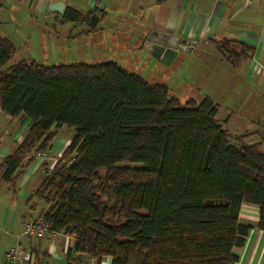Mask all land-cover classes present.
Segmentation results:
<instances>
[{
  "label": "trees",
  "instance_id": "obj_1",
  "mask_svg": "<svg viewBox=\"0 0 264 264\" xmlns=\"http://www.w3.org/2000/svg\"><path fill=\"white\" fill-rule=\"evenodd\" d=\"M95 15L66 8L62 19ZM235 43L239 51L232 46ZM235 61L253 47L214 41ZM16 47L0 36V66ZM210 97L182 103L114 61L41 64L20 60L0 72V109L29 120L0 162V184L14 196L38 153H50L57 129L74 130L25 202L50 232L74 238V251L111 264H234L250 225L242 203L258 207L264 231V146L234 136ZM45 164H43L44 166Z\"/></svg>",
  "mask_w": 264,
  "mask_h": 264
},
{
  "label": "crops",
  "instance_id": "obj_2",
  "mask_svg": "<svg viewBox=\"0 0 264 264\" xmlns=\"http://www.w3.org/2000/svg\"><path fill=\"white\" fill-rule=\"evenodd\" d=\"M58 1L64 3L61 14L49 10L54 9V2ZM44 2L0 0V14L8 11L22 16L25 23L30 21L28 16L53 18L59 22L66 39L74 35L70 32V25H76L79 30L77 38L82 39L79 47L91 55H97L102 48L104 50L99 57L114 61L134 73L137 71L125 63L126 57H137L140 53V58L151 63L154 69L164 71L167 78L179 79V92L184 91L188 80L196 83L195 97L188 99L198 102L208 96L216 102V92L219 91L229 106L226 109L230 112L223 119L228 125L231 113L238 108L236 104L243 103L253 87L264 90V0H48L50 5L42 11ZM66 8L74 9L83 16L95 15L99 21L90 27L86 18L63 20ZM52 28L55 30L56 25ZM153 30L180 40L178 53L168 65L147 50V36ZM0 36L12 41L4 33ZM217 40L245 43L253 47V53L232 61L215 47L214 41ZM191 43L189 51L184 52L182 47ZM232 46L236 52L239 51L235 43ZM215 78H218L220 88L213 92L208 89L207 83ZM169 86L168 90H171ZM28 124L29 120H13L0 109V162L22 139ZM61 128L57 129L49 153L54 162L70 140L58 135ZM256 128L260 127L252 131L258 135V140L247 143L263 142L264 132ZM43 172L35 158L18 181L14 196L7 185L0 184V264H5V250L12 245L19 246L22 255L20 264H27L23 257L25 254L34 255L33 264H111L108 256L97 260L88 254L75 252L74 238L69 234L50 231L22 234L23 223L37 219L39 206L30 209L25 199L38 185ZM238 219L250 225V229L243 245L233 249L237 257L234 264H264V231L257 227L258 207L242 203Z\"/></svg>",
  "mask_w": 264,
  "mask_h": 264
},
{
  "label": "rangeland",
  "instance_id": "obj_3",
  "mask_svg": "<svg viewBox=\"0 0 264 264\" xmlns=\"http://www.w3.org/2000/svg\"><path fill=\"white\" fill-rule=\"evenodd\" d=\"M30 21L25 23L22 16L10 14L8 11L0 14V34L3 33L9 37L16 47L14 56L4 65L0 66V72L7 71V69L14 63L24 60L26 62L35 61L37 63L51 65V64H67L75 62L97 63L105 61L104 58L99 57L104 49H100L97 55L90 53L79 47L81 38L77 35L79 30L76 25H70V32L74 34L70 39H66L65 32L60 29L59 22L54 19H45L43 15L37 18L28 16ZM35 25V26H34ZM52 25H56L53 30ZM54 38L51 39L50 37ZM98 52V51H96ZM126 57L128 66L136 70L139 76L144 78L149 83H161L169 86V94L177 97L182 103L189 100V97H195L196 83L191 80L187 81V86L183 92H179V79L167 78L164 71L154 69L152 64L139 57ZM227 56V55H226ZM188 65V63H186ZM218 78L211 80L208 84V89L211 91L219 90L220 84ZM190 86L194 87L191 88ZM264 90L253 87L250 95L244 97V102L236 104L235 110L231 113L229 125L223 122L224 117L230 112L226 109L229 106L225 103L224 97L216 92L215 101L219 103V111L216 118L220 124L228 129L232 134H251L245 141L258 140V135L252 131L255 127L259 131L264 132ZM215 94V93H214ZM249 130L250 132H247ZM74 134L72 128L62 126L59 131L60 136L71 138ZM234 135V136H235ZM264 135V133H263ZM264 137V136H263ZM264 139V138H263ZM264 146V140L262 142ZM54 161L48 163V167L52 166ZM44 173V172H43Z\"/></svg>",
  "mask_w": 264,
  "mask_h": 264
},
{
  "label": "water",
  "instance_id": "obj_4",
  "mask_svg": "<svg viewBox=\"0 0 264 264\" xmlns=\"http://www.w3.org/2000/svg\"><path fill=\"white\" fill-rule=\"evenodd\" d=\"M54 3H56L54 4V9L49 10L57 14H61L64 9V3L61 1ZM49 5L50 3L48 0H45L42 11H46ZM147 40V50L164 64H170L178 53V45L180 44V40L176 36L153 30L148 34ZM192 45V43L189 45H184L182 50L187 52L192 47Z\"/></svg>",
  "mask_w": 264,
  "mask_h": 264
},
{
  "label": "built area",
  "instance_id": "obj_5",
  "mask_svg": "<svg viewBox=\"0 0 264 264\" xmlns=\"http://www.w3.org/2000/svg\"><path fill=\"white\" fill-rule=\"evenodd\" d=\"M248 1L249 0H246V2ZM36 159L38 160V162H40L42 171L49 172L51 170L52 166L49 167L47 166L48 163L52 160V157L49 153H38L36 155ZM43 164L45 165L43 166ZM46 231H48L47 224L39 218L23 223V229H22L23 235L42 234ZM21 256L22 255L18 245L9 246L5 250V254H4L5 264H20ZM23 257L26 259L27 264H33V260H34L33 254H25Z\"/></svg>",
  "mask_w": 264,
  "mask_h": 264
}]
</instances>
